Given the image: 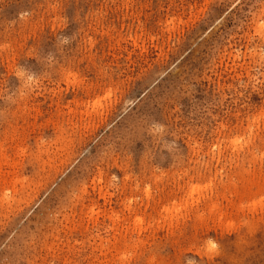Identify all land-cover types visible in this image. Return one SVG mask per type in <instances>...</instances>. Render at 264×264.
<instances>
[{"label":"rangeland","instance_id":"obj_1","mask_svg":"<svg viewBox=\"0 0 264 264\" xmlns=\"http://www.w3.org/2000/svg\"><path fill=\"white\" fill-rule=\"evenodd\" d=\"M263 176L264 0H0V264H264Z\"/></svg>","mask_w":264,"mask_h":264},{"label":"clouds","instance_id":"obj_2","mask_svg":"<svg viewBox=\"0 0 264 264\" xmlns=\"http://www.w3.org/2000/svg\"><path fill=\"white\" fill-rule=\"evenodd\" d=\"M16 78L19 81H24V83H22L23 87H27L28 85H31L32 87L35 86L36 76L34 74H27L26 70H24L22 66L17 71ZM21 95H23V92Z\"/></svg>","mask_w":264,"mask_h":264},{"label":"bare ground","instance_id":"obj_3","mask_svg":"<svg viewBox=\"0 0 264 264\" xmlns=\"http://www.w3.org/2000/svg\"><path fill=\"white\" fill-rule=\"evenodd\" d=\"M234 141H235V140H233L232 142H234ZM236 141H237V139H236ZM237 142H238V141H237ZM234 143H235V142H234ZM232 145H233V144H232ZM234 145H235V144H234ZM235 147H236V146H235ZM238 147H239V146H238ZM238 149H239V148H238ZM260 175H261V172H260ZM256 177H257V176H256ZM263 177H264V176H263ZM257 179H258V178H257ZM262 179H263V178H262ZM262 179H259V180H257V181H260V180H262ZM250 180H251V179H250ZM252 180H253V179H252ZM254 181H255V179H254ZM254 181H253L252 185L255 183ZM257 181H256V182H257ZM262 181H263V180H262ZM250 183H251V182H250ZM256 184H257L256 186L259 185L258 183H256ZM263 184H264V183H263ZM252 185H251V186H252ZM253 186H254V185H253ZM253 186H252V188H253ZM261 186H262V183H261ZM249 187H250V186H249ZM236 188H237V187H236ZM236 188H235V189H236ZM250 188H251V187H250ZM254 188H255V186H254ZM256 188H257V187H256ZM261 188H262V187H261ZM261 188H260V189H261ZM232 189H233V188H232ZM232 189H231V190H232ZM263 189H264V188H263ZM189 190H191V189H189ZM237 190H238V189H237ZM256 190H259V189H256ZM195 191H196V190H195ZM215 191H216V190H215ZM234 191H235V190H234ZM234 191H233V192H234ZM233 192H231V193H233ZM256 192H257V191H256ZM189 193H191V192L189 191ZM197 193H198V191H197ZM235 193H236V192H235ZM238 193L241 194L240 192H238ZM239 194H237V195H239ZM242 194H243V193H242ZM184 195H185V194H184ZM197 195H198V194H197ZM234 195H235V194H234ZM237 195H235V196H237ZM257 195H258V194H257ZM241 196H242V195H241ZM237 198H238V197H237ZM239 199H240V196H239ZM191 200H192V199H191ZM214 203H215V202H214ZM231 203H232V202H231ZM181 204H182V203H181ZM262 204H263V203H262ZM182 205H183V204H182ZM233 205H234V204H233ZM179 206H180V205H179ZM190 206H191V205H190ZM259 206H260V205H259ZM178 208H179V207H178ZM165 209H166V208H165ZM176 209H177V208H176ZM171 210H172V209H171ZM168 212H170V210H169ZM240 212H241V211H240ZM173 214H174V213H173ZM173 216H174V215H173ZM169 217H170V216H169ZM170 218H171V217H170ZM220 218H221V217H220ZM164 221H165V220H164ZM183 221H184V220H183ZM171 224H172V223H171ZM207 249H208V248H207Z\"/></svg>","mask_w":264,"mask_h":264}]
</instances>
